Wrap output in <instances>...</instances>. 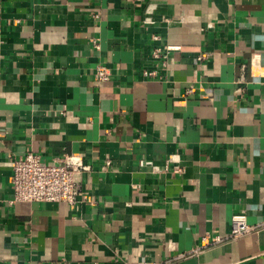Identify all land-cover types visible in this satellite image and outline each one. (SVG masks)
Listing matches in <instances>:
<instances>
[{
	"label": "crops",
	"instance_id": "1",
	"mask_svg": "<svg viewBox=\"0 0 264 264\" xmlns=\"http://www.w3.org/2000/svg\"><path fill=\"white\" fill-rule=\"evenodd\" d=\"M27 152L82 158L74 204L12 201ZM144 260L264 264V0H0V264Z\"/></svg>",
	"mask_w": 264,
	"mask_h": 264
},
{
	"label": "built area",
	"instance_id": "2",
	"mask_svg": "<svg viewBox=\"0 0 264 264\" xmlns=\"http://www.w3.org/2000/svg\"><path fill=\"white\" fill-rule=\"evenodd\" d=\"M157 37L154 36L153 39ZM94 46L98 47L96 40H92ZM175 46H156L152 50V57L156 65L163 68L167 65V58ZM202 55L197 59H202ZM144 77H160L159 69H142ZM95 74L99 82L108 79V70L105 65L97 64ZM193 87H188L186 93L193 92ZM89 167L84 164L79 155H65L56 163L47 164L40 159L38 154L27 152L13 161L11 184L13 188L12 201H43V202H66L74 204L81 193V175ZM176 166L175 172H181ZM255 230L248 224L244 213L231 216L230 230L225 239L235 240ZM203 245L216 244L223 241L222 237H211L206 233L202 237ZM201 247H196L192 252L197 253ZM138 264H166L157 260H144Z\"/></svg>",
	"mask_w": 264,
	"mask_h": 264
}]
</instances>
